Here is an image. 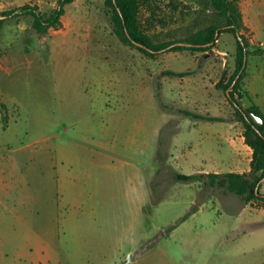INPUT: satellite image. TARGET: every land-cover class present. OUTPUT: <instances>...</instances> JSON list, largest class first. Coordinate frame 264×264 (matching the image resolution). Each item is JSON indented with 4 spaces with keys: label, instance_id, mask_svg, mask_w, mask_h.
<instances>
[{
    "label": "rangeland",
    "instance_id": "374dc122",
    "mask_svg": "<svg viewBox=\"0 0 264 264\" xmlns=\"http://www.w3.org/2000/svg\"><path fill=\"white\" fill-rule=\"evenodd\" d=\"M207 3L140 0V28L162 43L223 26ZM21 6L0 0V17ZM32 24L21 16L0 32V179L51 244L48 264H264V205L175 179L250 167L244 124L217 88L235 70L236 35L151 58L115 35L106 0H76L45 35ZM235 96L248 108L245 80ZM12 201L0 203L10 224Z\"/></svg>",
    "mask_w": 264,
    "mask_h": 264
},
{
    "label": "trees",
    "instance_id": "16d2710c",
    "mask_svg": "<svg viewBox=\"0 0 264 264\" xmlns=\"http://www.w3.org/2000/svg\"><path fill=\"white\" fill-rule=\"evenodd\" d=\"M76 0H58L56 8L50 13H44L38 6L31 4L23 5L19 8L3 11L0 17V32L4 24L14 18L21 16L33 17V29L40 35H45L51 28H59L62 25V18L65 15L66 6ZM241 0H208L207 5L211 10L226 18L223 26L210 25L192 34L186 40H176L162 43H154L140 28L139 8L140 0H106V5L110 9V18L113 24V32L125 44L137 47L148 57H155L161 51L177 52L189 50L197 53H205L212 50L223 33H233L237 38L235 70L225 82V76L217 84L218 89L227 92L229 102L234 107L238 119L245 127V143L253 150L249 173H209V174H181L176 173L175 179L183 182L201 181L207 179V183L212 187H220L234 193L246 204L264 205V193L261 191L260 182L264 178V123L258 125L245 114L243 104L236 98L235 90L247 75V62L252 54L250 43L243 33L245 26L242 14L239 9ZM141 44L144 47H139ZM183 44V45H181ZM259 52V51H255ZM165 76L183 78L187 72H164ZM230 90V91H229ZM263 119L264 114L256 106L247 108ZM187 116L205 118L199 114L183 111ZM212 121H223L220 118H207ZM259 172H262L259 175Z\"/></svg>",
    "mask_w": 264,
    "mask_h": 264
},
{
    "label": "crops",
    "instance_id": "0c3cea01",
    "mask_svg": "<svg viewBox=\"0 0 264 264\" xmlns=\"http://www.w3.org/2000/svg\"><path fill=\"white\" fill-rule=\"evenodd\" d=\"M14 1L17 5H26L34 2L38 4L41 9L46 8L50 4V2L53 5L54 9L58 2V0ZM6 4L5 2L3 3L4 6H6ZM70 5L66 6V10ZM239 9L242 14L243 23L245 26V30H243V33H246V37H248L247 39L250 43V50L252 52V54L248 58L247 75L244 78L246 96L250 101V105L248 107L256 106L264 114V0H241L239 2ZM252 64L254 65V68L252 71H250V66ZM7 70L9 71V68ZM201 98L204 99H201L202 105H204L207 109L214 101V98L212 97V95H210L209 92H207V94H201ZM1 117L2 116L0 114V119ZM241 139L245 141L244 136L241 137ZM228 143L230 148L229 150L231 152L234 145L233 138L231 136L228 137ZM249 149L251 148L249 147ZM250 155L251 158L249 160V163H251L252 160V149ZM236 157L238 158L237 154ZM203 170V174H209V172H206L208 171V169ZM250 170L251 167L246 170V173H249ZM199 172L201 171L199 170ZM222 172L228 173V171ZM242 173L243 172H241V174ZM70 179L71 178L64 175L62 181H64L65 183L68 180V182L70 183L71 181L75 182V180ZM3 182L4 180L0 179V203L4 205L9 197H11L13 201H15V203H13L14 206H12L11 208H6L8 214L10 213L12 216H14L17 222H15L14 224H10L9 222H7L6 216H3L4 214L0 215V264H48L53 258L51 254V244H45L44 242H41L39 232L37 231V228L34 226L33 222H29V218L27 219L26 216L21 212V210L18 209L17 203L19 199L18 197H16L17 195L10 196L11 193H7V191L5 190L6 186H4ZM81 197L82 194H77V196H75L74 198L75 200L79 201V199L81 200ZM78 201H75V206L82 204ZM17 237L18 239H14Z\"/></svg>",
    "mask_w": 264,
    "mask_h": 264
},
{
    "label": "water",
    "instance_id": "95a60500",
    "mask_svg": "<svg viewBox=\"0 0 264 264\" xmlns=\"http://www.w3.org/2000/svg\"><path fill=\"white\" fill-rule=\"evenodd\" d=\"M137 45L139 47H144L141 44H137ZM181 45H183V44H181ZM244 111H245V114L247 115V117L251 118L255 124L263 125L264 122H263V119L260 116H258L257 114H255L252 111H249L247 108H244ZM261 174H262V172H259V175H261ZM263 180H264V178H263Z\"/></svg>",
    "mask_w": 264,
    "mask_h": 264
}]
</instances>
